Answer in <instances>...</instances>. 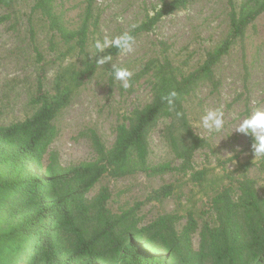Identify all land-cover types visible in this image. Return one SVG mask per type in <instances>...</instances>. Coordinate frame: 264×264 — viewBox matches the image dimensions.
Returning a JSON list of instances; mask_svg holds the SVG:
<instances>
[{"label":"trees","instance_id":"1","mask_svg":"<svg viewBox=\"0 0 264 264\" xmlns=\"http://www.w3.org/2000/svg\"><path fill=\"white\" fill-rule=\"evenodd\" d=\"M193 0L163 3L131 34L150 33L166 16L180 11ZM53 0H35V9L47 17L53 30L85 53L89 23L95 0H88L82 24L67 32L56 23ZM229 32L225 40L208 52L193 72L184 73L165 53L149 60L131 77V84L151 80V102L124 116L116 127V138L108 149L91 132L96 158L67 169H60L49 148L57 136L55 120L67 107L72 87L83 85L95 70L92 63L78 73L58 75L55 95L42 91L31 100L35 113L22 122L0 125V264H264V196L250 179L229 180V185L210 202L212 223L199 226L194 211L160 215L143 224L138 215L141 204L119 215L108 207L111 193L101 189L92 198L91 190L105 176L122 178L142 172L147 176L177 175L192 185L202 186L206 170H196L195 154L208 147L190 121L186 103L197 86L215 83L214 70L247 28L264 14V0H247L237 8L228 0ZM2 19L0 18V23ZM165 45V44H162ZM120 51L115 47L109 55ZM114 75L112 72L113 81ZM178 93L170 111L162 95ZM177 112L183 113L181 117ZM164 122L163 138L174 156L173 162L150 164L149 135ZM178 186L164 185L148 200L171 198ZM199 233V247L194 236Z\"/></svg>","mask_w":264,"mask_h":264},{"label":"rangeland","instance_id":"2","mask_svg":"<svg viewBox=\"0 0 264 264\" xmlns=\"http://www.w3.org/2000/svg\"><path fill=\"white\" fill-rule=\"evenodd\" d=\"M172 0H95L90 16L89 39L81 54L67 44L41 11L35 0H0V125L10 126L31 117L36 107L31 100L42 91L55 95L57 76L78 73L85 64L95 70L83 82L72 87L71 101L55 120L57 136L47 158L55 157L60 169L91 162L96 154L91 132L110 149L116 138V127L124 116L151 102V80L141 79L127 90L112 78V65L124 67L133 75L153 58L165 53L184 73L195 71L208 52L220 45L229 32L228 0H193L180 11L163 18L150 33L135 38L134 50L119 52L103 66L95 63L94 43L105 36L114 38L132 33L155 14L163 3ZM247 0H234L240 8ZM88 0H53L56 23L67 32L77 31L84 19ZM120 17L121 19H117ZM165 44V45H162ZM111 48V47H110ZM108 49L100 55L109 56ZM132 75V76H133ZM215 83L201 82L188 99L186 108L195 132L205 138L208 147L195 154L196 170H206L202 186L191 184L189 177L177 175L147 176L142 172L122 178L103 177L91 190L89 198L101 189L111 193L108 207L119 215L135 205L143 224L160 215L177 213L183 219L195 212L199 226L212 223L210 202L229 180L250 179L264 196V156L255 158L253 138L237 131L239 122L256 109L264 110V14L246 30L214 70ZM222 108L224 128L208 132L202 128L206 111ZM164 122L149 135L150 164L173 162L163 138ZM176 183L175 194L162 202L149 201L150 194L164 185ZM199 233L194 246L199 247Z\"/></svg>","mask_w":264,"mask_h":264},{"label":"clouds","instance_id":"3","mask_svg":"<svg viewBox=\"0 0 264 264\" xmlns=\"http://www.w3.org/2000/svg\"><path fill=\"white\" fill-rule=\"evenodd\" d=\"M117 19H121L117 17ZM135 43V38L130 32H124L114 38H109L105 36L102 40L97 39L94 43L95 53L93 58L98 66H103L112 60V56L100 55L104 53L106 49L110 47H115L121 53H130L134 50L133 45ZM113 75L115 81L120 83V86L127 90L131 87V77L133 73L124 67H119L112 65ZM178 93L172 90L167 93V95H162L161 100L166 101L169 110L175 109L176 99ZM176 115L181 117L183 113L177 112ZM224 113L222 108H215L206 111V114L202 117V128L208 132H221L224 128ZM240 133L249 135L253 138L252 149L255 158L264 156V110L256 109L250 116L239 122L236 129Z\"/></svg>","mask_w":264,"mask_h":264}]
</instances>
